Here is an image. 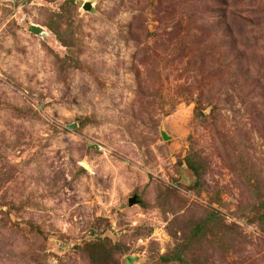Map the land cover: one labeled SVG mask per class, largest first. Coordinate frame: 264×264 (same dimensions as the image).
<instances>
[{"label": "rangeland", "instance_id": "obj_1", "mask_svg": "<svg viewBox=\"0 0 264 264\" xmlns=\"http://www.w3.org/2000/svg\"><path fill=\"white\" fill-rule=\"evenodd\" d=\"M0 264H264V0H0Z\"/></svg>", "mask_w": 264, "mask_h": 264}, {"label": "water", "instance_id": "obj_2", "mask_svg": "<svg viewBox=\"0 0 264 264\" xmlns=\"http://www.w3.org/2000/svg\"><path fill=\"white\" fill-rule=\"evenodd\" d=\"M86 8H87V7H86ZM29 30H30L31 32L36 33V32H38V31H40V28L37 27V26H34V25H30V26H29ZM133 202H134L133 199H130V200H129V204H132Z\"/></svg>", "mask_w": 264, "mask_h": 264}]
</instances>
